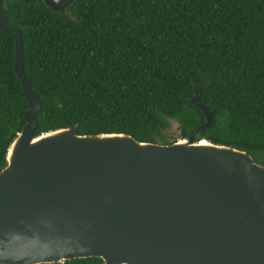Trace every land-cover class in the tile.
Here are the masks:
<instances>
[{
  "label": "trees",
  "instance_id": "16d2710c",
  "mask_svg": "<svg viewBox=\"0 0 264 264\" xmlns=\"http://www.w3.org/2000/svg\"><path fill=\"white\" fill-rule=\"evenodd\" d=\"M21 33L24 73L39 111L34 136L78 124L80 136L125 134L169 145L187 139L244 151L264 167V0H3ZM14 39L0 34V171L28 109L14 70ZM60 264H104L88 257Z\"/></svg>",
  "mask_w": 264,
  "mask_h": 264
},
{
  "label": "water",
  "instance_id": "95a60500",
  "mask_svg": "<svg viewBox=\"0 0 264 264\" xmlns=\"http://www.w3.org/2000/svg\"><path fill=\"white\" fill-rule=\"evenodd\" d=\"M0 0V34L14 39V70L28 106L0 171V264H264V167L201 133L169 145L125 134L35 137L39 103L22 61L21 33ZM75 0H43L64 13Z\"/></svg>",
  "mask_w": 264,
  "mask_h": 264
},
{
  "label": "rangeland",
  "instance_id": "374dc122",
  "mask_svg": "<svg viewBox=\"0 0 264 264\" xmlns=\"http://www.w3.org/2000/svg\"><path fill=\"white\" fill-rule=\"evenodd\" d=\"M164 133V140L166 142H178L182 139L180 138V131H179V125L175 121H171V127L163 132Z\"/></svg>",
  "mask_w": 264,
  "mask_h": 264
},
{
  "label": "bare ground",
  "instance_id": "6f19581e",
  "mask_svg": "<svg viewBox=\"0 0 264 264\" xmlns=\"http://www.w3.org/2000/svg\"><path fill=\"white\" fill-rule=\"evenodd\" d=\"M201 144H204V141L203 140L201 141Z\"/></svg>",
  "mask_w": 264,
  "mask_h": 264
}]
</instances>
